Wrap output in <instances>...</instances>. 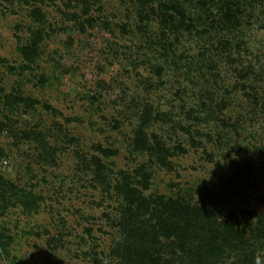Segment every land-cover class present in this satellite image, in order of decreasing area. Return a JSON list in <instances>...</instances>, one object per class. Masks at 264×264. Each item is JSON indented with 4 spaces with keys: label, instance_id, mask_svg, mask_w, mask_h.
<instances>
[{
    "label": "rangeland",
    "instance_id": "374dc122",
    "mask_svg": "<svg viewBox=\"0 0 264 264\" xmlns=\"http://www.w3.org/2000/svg\"><path fill=\"white\" fill-rule=\"evenodd\" d=\"M125 176L264 213V0H0V264H115Z\"/></svg>",
    "mask_w": 264,
    "mask_h": 264
},
{
    "label": "trees",
    "instance_id": "16d2710c",
    "mask_svg": "<svg viewBox=\"0 0 264 264\" xmlns=\"http://www.w3.org/2000/svg\"><path fill=\"white\" fill-rule=\"evenodd\" d=\"M36 43L24 46L26 58L36 54ZM142 136L135 141L141 142ZM7 187L14 189L12 184ZM114 188L125 202L117 224L120 239L111 249L115 264H264V213L253 211L239 219L232 211L216 216L180 197L146 199L127 176ZM147 200L145 212L139 213V205Z\"/></svg>",
    "mask_w": 264,
    "mask_h": 264
}]
</instances>
